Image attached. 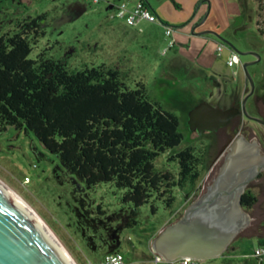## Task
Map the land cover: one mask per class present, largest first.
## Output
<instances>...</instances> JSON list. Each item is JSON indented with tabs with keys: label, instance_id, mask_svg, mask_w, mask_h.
Listing matches in <instances>:
<instances>
[{
	"label": "rangeland",
	"instance_id": "rangeland-1",
	"mask_svg": "<svg viewBox=\"0 0 264 264\" xmlns=\"http://www.w3.org/2000/svg\"><path fill=\"white\" fill-rule=\"evenodd\" d=\"M134 1L101 0L92 4L84 0H0V36L12 30L19 20L45 13V35L33 48L30 59L44 53L47 59L64 62L69 70L104 63L119 71L129 87L142 82L150 99L178 118L183 136L180 148L190 146L204 154L208 169L200 183L201 190L196 191L199 197L223 163L224 157L213 165L223 145L224 134L220 131L216 136H199L190 130L188 114L191 105L198 97L207 100L211 87L197 71L185 75L181 70L170 69L176 52L168 48L172 37L166 36L165 28L177 30L185 27L204 10L207 17L200 26L203 30L215 32L241 52L255 50L259 59L248 67L254 92L246 102V110L250 116L256 117L250 105L257 94L264 93V0H239L246 18L242 25L234 18L237 0H145L149 11L159 21H142L140 25L128 27L114 18L115 6L121 3L131 5ZM74 2L84 5L85 12L72 10ZM204 2L208 3L207 8L203 7ZM211 38L217 44H223L213 36ZM211 48L208 47V53L216 58L217 54ZM227 50L222 54L225 55ZM240 59L241 64L252 61L250 56ZM244 88L245 95L249 91L246 81ZM216 100L217 97L212 102L219 103ZM260 107L264 116V103ZM242 136L251 144L255 142L259 153H264L263 130L259 131L255 124L244 121ZM167 156L157 160L158 168H164ZM0 181L32 208L76 264H97L110 253L112 245L125 258L126 264H157L151 259L149 244L152 237L173 219L175 212L185 209L193 193L175 190L172 207L156 203L155 214L151 213L149 205L134 209L121 203V190L110 184L86 186L31 133L11 127L0 132ZM253 192L258 201L247 213L250 218L248 226L237 235L223 256L202 262L242 264L259 259L255 251L264 248V191ZM130 220L136 224L127 227ZM132 249L135 256L131 254Z\"/></svg>",
	"mask_w": 264,
	"mask_h": 264
},
{
	"label": "trees",
	"instance_id": "trees-1",
	"mask_svg": "<svg viewBox=\"0 0 264 264\" xmlns=\"http://www.w3.org/2000/svg\"><path fill=\"white\" fill-rule=\"evenodd\" d=\"M46 19L45 13L28 16L0 36V132L11 127L31 133L86 186L110 184L121 190L123 205H149L155 214L156 203L172 207L178 189L193 192L186 209L198 197L208 163L194 147L180 148L178 118L152 101L142 82L129 87L104 63L69 70L44 53L30 59L45 35ZM166 154V165L158 168L157 160ZM257 201L245 190L243 210L250 213ZM135 224L130 220L126 226ZM242 264H264V259Z\"/></svg>",
	"mask_w": 264,
	"mask_h": 264
},
{
	"label": "water",
	"instance_id": "water-1",
	"mask_svg": "<svg viewBox=\"0 0 264 264\" xmlns=\"http://www.w3.org/2000/svg\"><path fill=\"white\" fill-rule=\"evenodd\" d=\"M200 26L201 23L193 26L191 35L213 36L239 59L250 56L255 60L241 64L249 92L243 96L240 109L223 110L202 102L188 114L190 130L198 135L215 132L226 127L238 114L264 127L262 119L250 116L246 110V102L254 92L248 67L258 61V54L241 52L215 32L196 33ZM262 172L264 155L259 153L256 143L251 144L237 135L205 192L183 211L180 218L164 226L152 238L149 248L153 257L161 258L164 263H175L181 259L206 261L223 256L250 222L241 198L249 183ZM0 264H76L47 225L1 182Z\"/></svg>",
	"mask_w": 264,
	"mask_h": 264
},
{
	"label": "crops",
	"instance_id": "crops-1",
	"mask_svg": "<svg viewBox=\"0 0 264 264\" xmlns=\"http://www.w3.org/2000/svg\"><path fill=\"white\" fill-rule=\"evenodd\" d=\"M137 2H143L149 9L145 0L134 1V3ZM134 3H131V5ZM79 4V2H74L71 6H78ZM84 8V5H82V9ZM203 14L204 10H202L200 15L195 17L187 26L174 30L171 36L174 45L170 49L176 52V58L169 66L172 70H181L185 75L189 74L193 70L197 71L200 73L202 78H204L206 84L211 87L209 98L205 100L198 97L191 105L192 107H195L202 102H208L217 106H224L230 104L231 101H238L242 99L244 96V83L246 80L241 64H235L233 67H228L226 65V59L230 55L228 50L225 55L221 53L222 55L220 54L219 56V54H217V42L211 38L212 36L191 35L192 27L195 26V23L203 16ZM140 24L141 22L137 25ZM203 31L205 30L201 27H198L195 30L196 33ZM209 46H212L211 49L213 51L215 50L217 54L216 58L208 53ZM216 97L217 100H219V103L212 102V99Z\"/></svg>",
	"mask_w": 264,
	"mask_h": 264
},
{
	"label": "flooded vegetation",
	"instance_id": "flooded-vegetation-1",
	"mask_svg": "<svg viewBox=\"0 0 264 264\" xmlns=\"http://www.w3.org/2000/svg\"><path fill=\"white\" fill-rule=\"evenodd\" d=\"M237 2H238V9H237V13L234 15L235 16L234 18H235L236 21L240 20L241 25H242L246 21V18H245V15H244V12H243L242 8L240 7L239 0H237ZM207 4L208 3L204 2L203 3V7L204 8H207ZM71 7H72V10L77 11L79 13H81V11H82V4H79L78 6H71ZM206 17H207V15H206V11H205L204 14H203V16L195 23V25H198L200 23H201V25H203L205 23V21H206ZM251 51H254L255 52V50H251ZM251 60L253 61L255 59L252 57ZM241 100L231 101L230 104H227V105H224V106H219V107L221 109H223V110H228V109H231V108H238V109H240ZM262 103H264V93L261 94V95H258L257 94V96L253 100V102L250 105V107L256 113V118H260V119H262L264 121V116L261 113V107H260V104H262ZM212 105L217 106L215 104H212ZM191 110H189V112ZM252 117H254V116H252ZM244 121H248L250 123H253V124H255L257 126V128H258L259 131H261V130L264 131V127L263 126H260L259 124H257L253 120L246 119L242 114H238V115H235L230 120L229 124L226 127L220 128V129H218L215 132H211V133H207L206 132V133L202 134V135L207 134V135L216 136L220 131L224 134V142H223V145H222L221 150H220V152H219L216 160L214 161L213 165L217 161H219L220 158H222V157L225 158V156L229 152L230 146L235 141L236 136L237 135H239V136H242L243 135V131H244ZM251 132L255 136H259L258 133L255 130H251ZM199 136H201V135H199ZM260 154L261 155H264V153H261V152H260ZM247 189H249L251 191H253V190H255V191H264V172L260 173L258 175V177L254 181H252L251 183H249V185L246 188V190ZM109 251H112V253H115V252H117V249L114 248V245H112V246H110ZM134 252H135V250L132 249L131 250V254L134 253Z\"/></svg>",
	"mask_w": 264,
	"mask_h": 264
},
{
	"label": "built area",
	"instance_id": "built-area-1",
	"mask_svg": "<svg viewBox=\"0 0 264 264\" xmlns=\"http://www.w3.org/2000/svg\"><path fill=\"white\" fill-rule=\"evenodd\" d=\"M85 2H91L92 4H97L101 0H84ZM114 18L121 20L128 27H134L139 22L145 21L148 23H157L159 19L157 16L149 11V9L144 5L143 2H137L132 5H127L125 3H121L115 6ZM174 32L173 28L166 27L165 34L167 37H171ZM174 42L171 40L169 42V49L173 47ZM224 50H227L223 44H217L216 52L217 54L223 53ZM230 55L226 59V65L228 67H233L235 64H241L240 59L237 55L228 50ZM166 51L163 52V55ZM255 256L258 258H262L264 256V248H258L255 251ZM153 261L157 264L161 263V258L154 256ZM181 264H202V261L199 260H191V259H181L178 260ZM97 264H126L125 258L120 253H109L105 255Z\"/></svg>",
	"mask_w": 264,
	"mask_h": 264
},
{
	"label": "bare ground",
	"instance_id": "bare-ground-1",
	"mask_svg": "<svg viewBox=\"0 0 264 264\" xmlns=\"http://www.w3.org/2000/svg\"><path fill=\"white\" fill-rule=\"evenodd\" d=\"M1 182V181H0ZM2 183V182H1ZM2 184H4V183H2ZM5 185V184H4ZM6 186V185H5ZM7 187V186H6ZM10 189V188H9ZM11 190V189H10ZM12 191V190H11ZM13 192V191H12ZM14 193V192H13ZM22 202H24L16 193H14ZM25 203V202H24ZM31 210H32V208L27 204V203H25ZM33 211V210H32ZM34 212V211H33ZM35 213V212H34ZM36 214V213H35ZM37 215V214H36ZM38 216V215H37Z\"/></svg>",
	"mask_w": 264,
	"mask_h": 264
}]
</instances>
